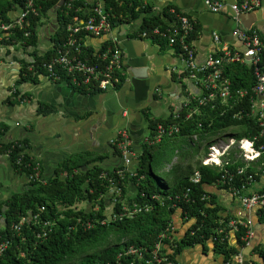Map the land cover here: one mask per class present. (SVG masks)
Here are the masks:
<instances>
[{"label":"trees","instance_id":"1","mask_svg":"<svg viewBox=\"0 0 264 264\" xmlns=\"http://www.w3.org/2000/svg\"><path fill=\"white\" fill-rule=\"evenodd\" d=\"M105 1L104 8L114 26L143 16L140 31H150L155 26H162L165 30L167 24L159 15L152 13L151 7L142 0ZM27 2L28 0H0V21H14L13 15L25 9ZM92 4L89 0H35L33 5L36 9L30 11L23 26L16 25L8 31L9 34H2L0 41L19 42L33 50L34 59L24 64L21 80L35 81L38 74H47V69L42 64L50 60L55 54V47L65 39L66 24L71 17L83 14L84 11V17H87L91 13ZM56 5H60V9L57 17L58 28L52 36V48L40 52L37 50L39 29L43 19L50 15ZM187 16L194 24V30L188 36L189 41L193 42L198 36L199 26ZM174 21H178L175 14ZM151 38L160 44H169L166 38ZM85 51L90 53L91 48L88 46ZM224 75L230 78L234 91L251 88L255 82L252 66L243 62L227 66ZM61 80L68 81L74 88L86 94L99 91L74 85L71 76L66 72H62ZM15 93L19 94V91ZM250 94L251 92L245 97L231 99V106L223 103L221 98H216L214 102H208L206 105H199L196 97H191L190 107L184 106L183 103L167 116L151 117V113H148L147 136L150 141L145 140L137 150L131 168L124 166L122 162L118 166L107 168L101 165L105 155L86 151L69 155L59 164L54 175L46 180H42V177L29 179L24 192L13 194L0 205V240L8 239L11 242L7 251L0 257V264H101L107 261L116 263V258L124 251V246L135 245L151 250L161 240L160 233L169 226L168 222L172 221L174 214L178 212L184 221L194 219L195 223L183 237L176 239L174 251L179 252L184 247L197 243L205 245L207 239L212 240L218 236V240L212 242L215 250L224 255L226 260L239 253L237 246L228 239L220 240L221 236L228 234L232 216L229 213L224 214V206L218 202L217 195L207 191L206 187L214 185L219 190L228 191L232 186L241 188L248 182L250 174L258 179L264 174V151L257 160L251 161L245 173L241 174L237 170L246 164L243 158L238 156L239 150L235 148L230 149L227 157L229 164L222 168L200 162L199 166L195 165L199 161L196 157L207 152L219 137L229 136L236 140L249 138L255 140L256 146L264 144L262 128L251 112ZM26 96L28 94L23 93L20 99ZM40 110L46 114L52 112L53 107H41ZM240 111L243 116L237 118L236 114ZM231 120L233 127L237 129L236 132L228 129ZM160 125L166 129L162 135L159 134ZM174 126L179 130L168 133ZM216 128L218 132L215 134ZM1 135L2 132L0 151L4 154L8 148L15 145L9 158L17 169L28 176L38 160L26 151L21 162H17L19 153L29 147L27 139L4 141ZM193 135L198 136L197 140L193 139ZM155 146H158V151ZM112 147L113 153H122L118 143ZM130 148L133 150V145ZM175 157H178L179 161L174 162ZM170 164L172 167L164 171ZM155 168L165 172L163 177H158L162 190L156 187L147 175L154 176ZM118 169L124 170L123 177L118 175ZM196 171H199L200 176L197 182L191 179ZM113 184L122 187L123 200L113 208L115 218L109 219L108 205L114 196L111 192ZM131 186L134 190L129 189ZM134 203L149 207V210L143 209L120 217L123 206L128 204L132 208ZM259 213L263 216L264 210L260 209ZM31 214H38L41 220L52 221L47 237H38L42 225L33 218L24 223L21 233L13 229V224L22 216L29 217ZM102 220L106 222L102 223ZM88 221L92 222L90 228H87ZM244 231L245 227L242 225L236 231L242 246H245L241 240ZM163 241L169 243L168 238ZM22 253L24 255H21ZM255 253L259 255L260 261H254L253 264H264V245L258 247ZM121 261L122 264L131 262L130 257L126 256ZM142 263L141 260L135 262Z\"/></svg>","mask_w":264,"mask_h":264},{"label":"crops","instance_id":"2","mask_svg":"<svg viewBox=\"0 0 264 264\" xmlns=\"http://www.w3.org/2000/svg\"><path fill=\"white\" fill-rule=\"evenodd\" d=\"M89 1L103 3L104 7L106 4L105 0ZM142 1L167 25L174 23L172 8L194 20L199 26V32L192 43L200 64L205 63L211 55L219 54L225 47L243 53L246 46L235 33L237 27L243 30L256 29L264 40V0L253 10L239 14H235L231 8V4L237 0H225L226 6L219 12L211 11L204 0ZM59 9L60 5L53 7L50 15L43 19L37 45L40 52L52 48V36L58 28ZM85 14L86 11L76 14L69 22L76 16L84 17ZM14 17L16 18V14ZM143 19V16L135 19V26L140 28ZM131 25L130 22L113 25L111 32L115 40L110 39L111 34L86 37L91 49L111 43L124 50L125 59L120 68L123 78L120 85L115 90L92 94L83 93L68 81H56L47 74H38L35 81L21 80L24 64L34 59L32 48L19 42L0 41V126L4 125L0 127L1 137L4 141L27 139L29 153L40 163L42 180L53 176L59 164L77 152L105 155L101 165L107 168L118 166L124 154L122 150L120 155L113 153L110 141L120 130L126 129L129 132L133 151L137 155V150L141 148L148 133V113L167 116L175 108H180L191 97L190 94H200L201 89L189 78L177 48L167 42L160 44L151 37H143L137 31L133 33ZM214 33L220 36V41H215ZM237 63L240 62L230 64ZM230 64H226L223 70ZM17 90L19 94L15 93ZM23 93L28 96L21 100ZM48 106L53 107L52 112H41V107ZM28 184L26 173L17 169L10 158L0 151V205L13 194L24 192ZM262 188L264 174L250 185L251 191ZM129 189L134 190L133 187ZM206 189L217 195L218 202L224 206V214L232 216L230 221L247 223L248 229L253 231L250 244L241 239L245 243L242 246L236 231L230 228V243L237 246L238 251L245 256V262L253 264L254 261H260L255 250L264 245V215L258 209L244 207L240 198L229 192L221 200L223 191L214 185H209ZM168 223L170 230L166 232V227L160 235L168 234L169 243L162 242V246L164 248L170 244L168 253L172 259L182 264H227L229 261L230 258L226 260L224 255L215 250L211 239H207L205 245L197 243L186 246L179 252L174 251L176 239L183 237L195 220L184 221L178 212Z\"/></svg>","mask_w":264,"mask_h":264},{"label":"built area","instance_id":"3","mask_svg":"<svg viewBox=\"0 0 264 264\" xmlns=\"http://www.w3.org/2000/svg\"><path fill=\"white\" fill-rule=\"evenodd\" d=\"M207 6L213 12H219L226 6L225 0H204ZM261 0H237L231 4L232 10L235 14L241 12L250 11L260 5ZM34 0H28L24 11L19 12L14 17L13 22L0 21V37L2 38L8 31H10L16 25L22 27L28 13L32 10L35 11L33 5ZM92 10L87 17L76 16L73 21L66 24L67 35L63 41L58 43L55 47V54H53L48 61L43 62V66L47 69V75L52 79L58 81L61 80L62 72H66L71 76L72 83L76 86H84L87 89H98L99 91L115 90L122 82V75L120 68L124 63V50L111 43H105L95 47L91 52H86L85 49L89 46L86 42V37H103L107 34H111L112 40V22L108 12H105L104 4H97L98 2H92ZM172 12L176 15L178 21H174L172 25H167L165 30L162 26H155L150 31H140L134 23V19L130 20V27H133V33L139 32L143 37H163L169 41V44L176 47L181 54L188 76L194 80L200 87V94H190L195 98L199 105H206L208 102H214L216 98H221L223 103L231 106L230 100L240 97H245L250 94L251 100V112L256 117L262 128L264 134V40L261 38L260 32L255 30H243L237 27L235 33L240 37L246 46L245 51H233L232 49L225 47L217 55H211L205 63H198L196 59V52L192 41H189L188 36L194 30V24L190 18L177 12L172 8ZM140 27V26H139ZM139 30V31H138ZM3 34V35H2ZM215 41H220V36L217 33L213 34ZM232 62H243L252 66L253 76L255 82L251 88L247 89H232L231 80L224 75L223 67L226 64ZM33 65L30 66L32 69ZM98 91V92H99ZM189 97V98H191ZM190 99L184 101V106H189ZM243 116V112H237L236 117ZM172 130H178L177 126H174ZM160 133L166 132L163 126H159ZM120 135V137H119ZM195 138L197 136L195 135ZM256 139V138H255ZM112 144L118 143L119 148L123 151L124 165L128 167L133 162L135 157V151L130 146L132 145L131 137L126 129H122L118 132L117 136L113 138ZM238 144L244 158L245 166L239 167L237 172L239 174L245 173L246 168L250 165L251 161L257 160L264 151V144L256 146L254 139L241 138L236 140L232 138L230 143L225 147L214 144L211 147L209 154L203 159L204 164L218 165L224 167L229 164L227 157L230 154V149L235 144ZM15 145L8 148L4 155H11ZM29 152L25 149L24 152H20L17 156V162L20 163L22 156L25 152ZM225 157V158H224ZM118 175L124 176V170L119 169ZM41 177L40 163L37 161L33 167L32 172L28 174V178L36 180ZM223 178L225 176L223 175ZM199 171L195 172L192 177L193 181H199ZM255 176L249 175V180L241 188L230 187L228 192L233 196H238L244 207L252 210H264V188L259 190H248L250 185L255 182ZM246 191V192H244ZM111 192L114 195L112 198V204L115 206L119 201H122V187L113 184L111 186ZM42 209H45L42 207ZM143 209L149 210V207H143L138 203H134L133 207L125 204L123 206V214H133ZM33 218L35 221H40L42 230L38 233V237L45 238L48 236L52 221L49 219H40L38 214H31L28 216H22L18 222L13 224V229L18 233H21L22 227L26 221ZM106 220H102L105 223ZM230 227L237 231L239 226L247 227L242 235V240L247 244H250V240L253 236V231L248 229L247 223H242L236 220L230 221ZM92 226V222L88 221L87 228ZM170 228L168 227L166 232ZM229 233V231H228ZM164 238H168V234L161 235ZM222 239L229 238L228 234ZM218 240V236H215L212 241ZM10 240H0V257L4 255L10 246ZM21 255H24L23 253ZM126 256L130 257V264H135L137 260L143 261L142 264H182L181 262L172 259L168 253V246H162V241L156 243L151 250L144 247L130 245L127 246L123 252H120L116 258V263L107 261L101 264H122L121 259ZM244 256L239 253L236 254L231 260L227 261V264H242Z\"/></svg>","mask_w":264,"mask_h":264},{"label":"rangeland","instance_id":"4","mask_svg":"<svg viewBox=\"0 0 264 264\" xmlns=\"http://www.w3.org/2000/svg\"><path fill=\"white\" fill-rule=\"evenodd\" d=\"M177 108H175V110H176ZM151 112V111H150ZM151 117L153 116V113L151 112ZM228 129H231V131L232 132H236L237 131V129L235 128V127H233V120H231L230 121V123H229V126H228ZM218 132V128H216L215 129V134ZM195 139V138H194ZM232 138H230L229 136H224V137H219L218 138V140H217V142H216V144L218 145V146H221V147H225L228 143H230V140H231ZM232 148H235V149H238L239 150V152H238V156L239 157H244V158H246L245 157V155H243V153L241 152V149L239 148V146H238V144L236 143L234 146H232L231 147V149ZM155 150L156 151H158V146H155ZM211 151V147L209 148V150H208V153H203L200 157H196V159L198 158V162H197V164L195 165V167H197V166H199V162L200 161H202L203 160V158H205L208 154H209V152ZM225 158V157H224ZM243 158V159H244ZM177 161H179V158L178 157H175V159H174V162H177ZM194 161H195V159H194ZM181 163H184L183 161H181ZM148 166H149V162H147V164H146V167L148 168ZM172 166H171V164L170 165H168L165 169H164V171H168L170 168H171ZM155 170V175L154 176H152V175H150V174H147L148 176H149V178H151V181L153 182V184L156 186V187H159V189H163V187H162V185H161V183L159 182L160 180L158 179V177H163L162 175L165 173L164 171H161V170H159V169H157V168H155L154 169ZM248 190H250L251 191V189L249 188ZM223 191V195H222V197H221V200H224V198L228 195L227 194V192L228 191H226V190H222ZM81 206V205H80Z\"/></svg>","mask_w":264,"mask_h":264},{"label":"clouds","instance_id":"5","mask_svg":"<svg viewBox=\"0 0 264 264\" xmlns=\"http://www.w3.org/2000/svg\"><path fill=\"white\" fill-rule=\"evenodd\" d=\"M34 1H35V0H34ZM25 8H26V7H25ZM24 10H25V9L20 10V11L16 12L15 14L17 15L19 12H22V11H24ZM29 13H30V12H29ZM29 13H28V14H29ZM27 17H28V15H27ZM27 17H26V19H27ZM26 34H28V33H26ZM178 130H179V128H178ZM178 130H177V131H178ZM175 131H176V130H169L168 133H172V132H175ZM177 131H176V132H177ZM159 134L162 135V133H160V132H159ZM196 136H197V135H196ZM114 138H115V137H114ZM194 138H195V135H193V139H194ZM197 138H198V136H197ZM197 138H195V140H197ZM112 139H113V138H112ZM112 139H111V140H112ZM145 140H146V141H150L149 138H148V136L145 137ZM110 144H111V147L114 145V144H112V141H110ZM215 144H216V143H215ZM209 148H210V147H209ZM209 148H208V150H209ZM205 153H208V151L205 152ZM135 154H136V153H135ZM135 159H136V155H135V157H133V162L135 161ZM203 159H204V158H203ZM202 161H203V160H202ZM202 161H200V163H201V164H204ZM133 162H132V163H133ZM132 163L128 166V168H131V167H132V166H131ZM122 164H124V158H122ZM207 165H208V164H207ZM124 166H125V165H124ZM118 170H119V169H118ZM191 179H192V178H191ZM226 191H227V190H226ZM121 198H122V195H121ZM108 208H109V210H110V212H109V217H108V218H109V219H111V218H115V217H113V214H114V213H113V208H114V206H113V204H112V201H111V203H110V205H109ZM105 222H106V221H105ZM161 235H162V234H161ZM161 235H160V238H161L160 241L164 242L163 240H164L165 238H164V237L162 238ZM160 241H159V242H160ZM157 243H158V242H157ZM165 244H166V243H165ZM167 245L170 246V244H167ZM124 247L126 248L127 246H124ZM175 247H176V246H175ZM125 248H124V249H125ZM173 249H174V247H173ZM239 253H240V252H239ZM239 253H237V254H239ZM241 254H242V253H241ZM235 255H236V254H234V256H235ZM242 255H243V254H242ZM234 256H232L230 259H232ZM170 257H171V256H170ZM244 263H245V256H244V261H243L242 264H244Z\"/></svg>","mask_w":264,"mask_h":264},{"label":"water","instance_id":"6","mask_svg":"<svg viewBox=\"0 0 264 264\" xmlns=\"http://www.w3.org/2000/svg\"><path fill=\"white\" fill-rule=\"evenodd\" d=\"M57 6V5H56ZM133 84L135 85V80H133ZM241 247V246H240ZM241 249H242V247H241ZM244 251H246V248L244 249ZM244 264H249V263H247V261L244 263Z\"/></svg>","mask_w":264,"mask_h":264}]
</instances>
